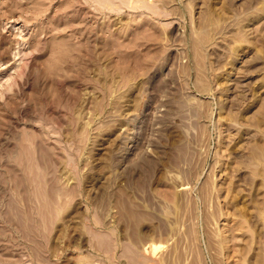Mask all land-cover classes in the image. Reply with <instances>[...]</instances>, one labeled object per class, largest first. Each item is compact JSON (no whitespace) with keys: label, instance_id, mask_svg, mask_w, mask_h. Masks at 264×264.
Segmentation results:
<instances>
[{"label":"rangeland","instance_id":"1","mask_svg":"<svg viewBox=\"0 0 264 264\" xmlns=\"http://www.w3.org/2000/svg\"><path fill=\"white\" fill-rule=\"evenodd\" d=\"M165 1L0 0V264H264V0Z\"/></svg>","mask_w":264,"mask_h":264},{"label":"bare ground","instance_id":"2","mask_svg":"<svg viewBox=\"0 0 264 264\" xmlns=\"http://www.w3.org/2000/svg\"><path fill=\"white\" fill-rule=\"evenodd\" d=\"M86 2H90L94 8V10L96 11H102L103 9L105 8H109L110 10H115L117 12H120L122 11L124 8H129V9H135V8H146V10H149L150 12H152L153 14H156V15H162L164 14H169L171 11L168 9L169 7H167L166 5V1L165 0H85ZM159 2V3H158ZM168 3V2H167ZM108 9V10H109ZM140 9V10H142ZM173 9V8H172ZM145 10V11H146ZM174 11V10H173ZM129 13V12H128ZM106 14V13H105ZM146 14V13H145ZM104 15V14H103ZM148 15V14H147ZM163 16V15H162ZM120 23V22H119ZM119 26V25H118ZM118 28V27H117ZM145 29V28H144ZM143 33V32H142ZM137 37V36H136ZM21 44V43H20ZM126 46V45H125ZM23 49L20 47L18 48V52H22ZM119 52V51H118ZM23 54V52L21 53ZM20 54V55H21ZM128 56V55H127ZM16 57V56H15ZM21 57V56H19ZM122 57V56H121ZM154 61V60H153ZM15 62V61H14ZM13 64V63H12ZM20 64V63H19ZM2 65V64H1ZM17 66V65H16ZM4 68V67H3ZM15 69V67H14ZM9 71V70H8ZM10 72V71H9ZM15 74V73H14ZM2 76H5L3 72H0V77ZM11 76V74H10ZM15 76V75H14ZM12 77V76H11ZM11 77H9L11 79ZM7 79L5 80V84H2V85H9L11 83V80L10 79ZM1 80V79H0ZM3 80V78H2ZM1 80V82H3ZM1 94V93H0ZM148 199V198H147ZM152 239V238H151ZM150 239V240H151ZM145 244V243H144ZM142 251V250H141ZM137 252V251H136ZM140 252V250H139ZM138 254H141V253H138ZM136 253V257L138 255ZM144 254V252H143ZM146 255V254H144ZM142 256V255H140ZM147 256V255H146ZM145 256V258H146ZM147 257H150V256H147ZM144 258V257H142ZM144 258V259H145ZM152 258V257H150ZM149 260V258H148ZM135 261V259H134ZM160 261V260H159ZM142 262V261H141ZM217 263V262H216ZM139 264V263H137ZM140 264H143V263H140ZM146 264V262H145Z\"/></svg>","mask_w":264,"mask_h":264}]
</instances>
